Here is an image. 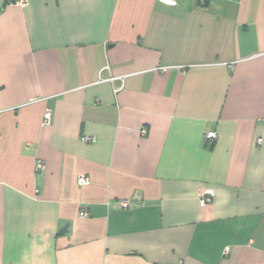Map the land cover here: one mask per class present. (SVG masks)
I'll use <instances>...</instances> for the list:
<instances>
[{
  "label": "crops",
  "instance_id": "crops-1",
  "mask_svg": "<svg viewBox=\"0 0 264 264\" xmlns=\"http://www.w3.org/2000/svg\"><path fill=\"white\" fill-rule=\"evenodd\" d=\"M175 1L0 0V264H264V0Z\"/></svg>",
  "mask_w": 264,
  "mask_h": 264
},
{
  "label": "built area",
  "instance_id": "built-area-1",
  "mask_svg": "<svg viewBox=\"0 0 264 264\" xmlns=\"http://www.w3.org/2000/svg\"><path fill=\"white\" fill-rule=\"evenodd\" d=\"M165 3H169V4H176L175 0H163ZM11 4H17L20 6H25L28 4V0H14V2H12ZM109 79H113L112 77H110ZM51 118H52V110L50 108H47L45 110L44 113V118H43V123L44 124H49L51 122ZM142 133H147V129L146 128H142L141 130ZM217 138V133L215 131H209L205 134V139L209 142H214ZM83 140L85 141H94L95 137L94 136H84ZM45 167V162L41 159H37L36 163H35V171H41L43 170ZM78 182L81 185H85L90 183V178L89 176L85 175V174H81L78 178ZM213 198V193L212 192H208L206 195L202 196L201 200L204 203H209L212 201ZM122 204L124 206H128L130 204V201L125 200L122 202ZM86 211L81 210L80 211V215L84 216L86 215ZM174 264H183V261H180L178 263H174Z\"/></svg>",
  "mask_w": 264,
  "mask_h": 264
},
{
  "label": "trees",
  "instance_id": "trees-1",
  "mask_svg": "<svg viewBox=\"0 0 264 264\" xmlns=\"http://www.w3.org/2000/svg\"><path fill=\"white\" fill-rule=\"evenodd\" d=\"M12 2H14V0H6V3L8 4V3H12Z\"/></svg>",
  "mask_w": 264,
  "mask_h": 264
},
{
  "label": "water",
  "instance_id": "water-1",
  "mask_svg": "<svg viewBox=\"0 0 264 264\" xmlns=\"http://www.w3.org/2000/svg\"><path fill=\"white\" fill-rule=\"evenodd\" d=\"M64 230H67L66 228Z\"/></svg>",
  "mask_w": 264,
  "mask_h": 264
}]
</instances>
